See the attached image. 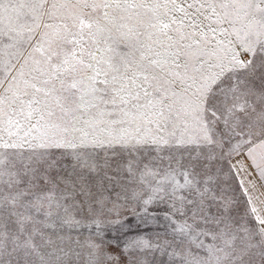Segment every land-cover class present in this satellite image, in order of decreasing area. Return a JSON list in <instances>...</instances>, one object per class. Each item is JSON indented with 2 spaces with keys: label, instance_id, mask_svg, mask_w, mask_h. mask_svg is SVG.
I'll return each instance as SVG.
<instances>
[{
  "label": "snow or ice",
  "instance_id": "obj_1",
  "mask_svg": "<svg viewBox=\"0 0 264 264\" xmlns=\"http://www.w3.org/2000/svg\"><path fill=\"white\" fill-rule=\"evenodd\" d=\"M0 264H264V0H0Z\"/></svg>",
  "mask_w": 264,
  "mask_h": 264
}]
</instances>
